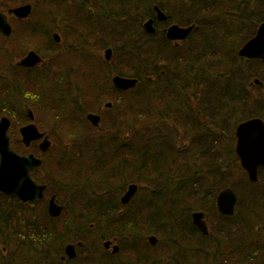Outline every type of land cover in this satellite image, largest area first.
Segmentation results:
<instances>
[{"label": "trees", "instance_id": "1", "mask_svg": "<svg viewBox=\"0 0 264 264\" xmlns=\"http://www.w3.org/2000/svg\"><path fill=\"white\" fill-rule=\"evenodd\" d=\"M71 1L79 6L92 0H42L48 7L44 14L51 18L56 6L60 19L69 21L75 12L68 7ZM89 5L100 11L90 17V41L79 39L75 46L80 53L60 59L55 97L30 91L43 104H53L57 116L23 101L28 94L20 90L17 97L0 88V110L15 109L23 117L24 109L31 108L42 118L38 126L51 135L52 150L44 156L41 179L49 190L56 188L64 207L57 220L58 250L78 242L91 250L97 234L102 241L117 236L125 243L132 238L131 226L145 217L159 218L158 228L166 232L178 216L186 219L202 210L210 226L213 222L212 237L216 242L224 239V247H217L224 256L215 264H262L264 242L258 241L264 230L256 225L264 221V192L259 189L263 176L257 183L248 181L234 154V134L242 121L264 120V88L253 84L257 79L264 85V62L238 55L264 23V0H96ZM153 6L165 12L167 24L195 26L180 47L167 41L162 26L154 35L143 30L145 20L155 15ZM107 49L112 51L109 62L99 55ZM113 75L137 84L116 93ZM103 104L111 107L103 109ZM93 112L101 115L97 128L85 118ZM130 184L140 186L141 199L122 206L120 195ZM239 185L253 194L251 205L242 202ZM227 187L239 198L233 217L219 215L216 208L217 195ZM40 209L39 248L33 246L36 257L27 248L25 256L32 261L25 264H44L43 247L50 243L51 222ZM31 216L0 194V264H10L2 250L9 244L10 230ZM121 248L120 264L143 263L140 256L129 260L130 245ZM123 253L129 255L126 261L121 260Z\"/></svg>", "mask_w": 264, "mask_h": 264}, {"label": "flooded vegetation", "instance_id": "2", "mask_svg": "<svg viewBox=\"0 0 264 264\" xmlns=\"http://www.w3.org/2000/svg\"><path fill=\"white\" fill-rule=\"evenodd\" d=\"M86 1L87 0H85V2ZM90 2L93 3L96 2V0L88 1L87 5L79 4V6H72L73 4L71 1L68 4V7L71 9H75L72 10L73 12H75L69 18V21H65L66 19H60L61 17H59L58 7L56 6H53V8H51V18L46 16L44 14L46 8L44 7L42 0H0V14L6 17V20L11 28V34L8 38L0 34V88H6L5 90L8 91L9 96L17 97L18 95L15 92H18L20 90L24 95L28 94L26 96L27 99L23 101L29 103L34 102L32 103V107L41 106L43 109V111L41 110L42 114H47L48 110L51 109L53 117L54 115L57 116L55 110L56 107H53V104H51L50 102L47 104H43V102L38 101V98L33 96L30 91L39 89L43 92H46V94L50 95L51 97H55L53 93H55L54 90L57 88L58 80L56 79V76L60 59L62 57H69L70 59H72L71 54L80 53V48H76L75 46V42L79 39L84 38L87 42L90 41V17L100 13V11L90 8ZM27 6H30V12L26 18H20L13 13V10ZM154 7L158 6H153L155 15L147 18L145 22L149 19H153V27L155 29L154 34H157L158 28L162 26L164 28L161 29V32L165 36V30L169 26L178 24H167L166 20L160 22L157 19V14ZM92 26L97 27L93 23ZM192 26L194 30L195 26ZM167 41L170 42L175 48L180 47L184 42L182 41L176 43L169 40ZM16 43L17 45H20V48L14 47ZM29 53H34L37 58H39V62L33 67L19 66L21 61L24 60ZM114 76L118 75H113L112 78ZM112 78L111 85L113 87V90L116 93L126 92L115 89L112 84ZM105 107L106 108L103 109L110 108L111 105ZM29 112L32 114L33 120L30 119ZM15 113V109L13 111L6 108L1 109L0 120L2 118H6L10 122L8 135L10 137V145L12 149L21 156L25 157L32 155L41 161V165L31 172L30 177L36 185L43 186L44 191L41 199H34L33 201L29 202H21L15 197L5 196L0 193L5 196L6 199L18 203L22 208V212H32V216L26 218L28 222H24V220H22L20 226L15 225V228L10 230L11 239L9 240V244L7 247H4L2 249L3 252L6 251L8 254V263L25 264L26 261H32L31 258L25 256V254H27V248L30 249L29 255L36 257L32 249H34L33 246L39 248L38 234L42 232V227L40 226L41 224L43 225V217L40 214V212H42V209H40V207L43 206L44 215L48 217L51 222L50 243H48V245L46 243L43 247L46 250L44 264H120V262L116 260L121 253V246L123 247L124 243L122 242V239L118 238L117 236H115L114 238L105 239L103 241L102 239H97L96 243L92 241L94 246L91 250H88L87 248L83 249V244L81 242H78L76 244L69 243L63 246L62 250H58L59 246L56 238L58 229L57 220L62 216L64 207L58 201L56 188L54 189L53 187H50L49 190L47 182H44L41 179V177L44 176V173H42L44 156L52 150L51 135L49 134V131H45L38 126L37 123H41L42 118L39 117V115H37L31 108L24 109L23 117L21 115L16 116ZM16 114L18 115V113ZM89 114L96 115L101 120V115L98 112L86 114V120ZM29 124H34L38 131L44 134L45 137H47V141L50 143V145L45 152L40 148V145L43 142L44 138L32 141L29 146H25L23 144L22 137L20 135V129L28 126ZM53 154L54 152H52V155ZM55 168L56 166H54V169ZM261 176H263L262 178L264 179L263 170L258 171V178ZM130 185H136V192L134 193V196L130 199V201L124 205L121 202V198L127 192ZM130 185L120 195V203L122 206H128L139 193V185ZM236 197L237 203L234 208V213L230 217H233L236 214V207L239 203L237 194ZM51 202H53V204L57 207L61 208V212L57 217H53L49 213V205ZM137 208L135 209L137 210ZM201 213H203L205 217V213ZM193 214L194 213H191V215L186 219L178 216V221H173L171 225L172 228L168 229V231L166 232H164L163 228H158L160 224L157 223V221L160 219L157 217H153L151 218V220L149 219V217H145V222H137L135 226H131L130 233L132 235V238L130 239L129 245L132 249V257L135 260H138L139 256L144 259V261H142L143 263H140L139 260L137 264H201L198 262L197 256H193L190 251L174 245L176 241H186L192 234L199 235L202 238H205V240H211V230L209 228V225L208 233L204 236L202 232L197 228V226L194 225L192 218ZM219 215L224 216L220 213ZM205 221L208 224L206 217ZM167 223L168 222L163 223V226L167 225ZM63 226L64 225H62L61 227ZM26 235L29 236L28 239L26 238ZM31 237L33 239L29 240ZM151 239L154 240V243H152ZM30 243H32L33 245H30ZM69 246H72L74 248V254L72 258H70L66 254V248ZM115 247L117 248V251L113 252ZM41 252L42 251L40 250V255ZM259 253L261 254V256H259V263L262 262V264H264V250L263 252L262 250L259 251ZM209 256H211V259L214 260L213 263L215 264L218 257H223L224 254L222 252H219V250L216 248L210 250ZM39 261L37 262L39 263Z\"/></svg>", "mask_w": 264, "mask_h": 264}, {"label": "water", "instance_id": "3", "mask_svg": "<svg viewBox=\"0 0 264 264\" xmlns=\"http://www.w3.org/2000/svg\"><path fill=\"white\" fill-rule=\"evenodd\" d=\"M157 19L161 21L166 20V15L154 7ZM30 6L18 8L13 10V13L20 18H26L29 15ZM143 30L153 35L155 29L153 27V19L147 20L143 24ZM193 30V26L180 27L178 25H171L165 30L166 39L173 42L185 41ZM0 34L9 37L11 28L6 20V17L0 14ZM239 57L246 60H260L264 62V23H261L253 38L247 41L238 51ZM112 57L110 49L105 50L104 59L109 62ZM39 62V58L34 53H29L27 57L21 61V67H33ZM112 84L115 89L121 91H129L133 89L137 80L125 78L121 76H114ZM254 85L264 88L263 83L259 80L253 81ZM107 106H110L108 104ZM30 119L33 120L32 114L29 112ZM88 122L93 127H98L100 118L96 115L89 114L87 116ZM10 122L6 118L0 120V193L5 196H12L21 202H29L34 199H41L43 196L44 187L38 186L31 179V172L41 165V161L32 155L21 156L17 154L10 145V137L8 135ZM22 142L25 146H29L32 141L44 138L40 145L42 151H46L50 145L47 137L40 133L34 124H29L20 129ZM235 155L240 163L241 168L247 175L251 183L258 181V171H264V120L261 118H250L242 121L235 128ZM136 192V185H130L127 192L121 198L122 204H127ZM237 203V197L234 191L230 188L222 190L216 200L217 210L224 216H232L234 208ZM61 212V208L53 204L49 205V213L53 217H57ZM194 225L207 235L208 231L203 219V213H194L192 215ZM154 243V240H152ZM107 246V243H106ZM114 248L113 252H116ZM74 248L69 246L66 248V254L72 258Z\"/></svg>", "mask_w": 264, "mask_h": 264}, {"label": "bare ground", "instance_id": "4", "mask_svg": "<svg viewBox=\"0 0 264 264\" xmlns=\"http://www.w3.org/2000/svg\"><path fill=\"white\" fill-rule=\"evenodd\" d=\"M227 188H230L231 187H227ZM226 189V188H224ZM223 189V190H224ZM233 190V189H232ZM222 191V190H221ZM220 191V192H221ZM219 192V193H220ZM218 196V195H217ZM217 200V199H216ZM203 212L202 210H196V211H193L192 213H201ZM202 221H204V223L206 224V228H207V231H208V224L206 223L205 221V217H204V214H203V219ZM210 228V227H209ZM205 236V235H204ZM216 242H213L211 240H205L203 239L201 236L199 235H196V234H192L189 239H187L186 241H183V240H179V241H176L174 243V245H177L178 247H181L183 249H186L188 251H190L193 256H197V260L199 263L201 264H214V260H209L207 261V258L209 257V252L210 250H212L213 248H217V247H220L222 246V242L221 243H218V244H214ZM230 246V244L228 245ZM250 248V247H249ZM254 247H251L250 249H253ZM258 249V248H256ZM194 257V258H195ZM232 262L234 263H238V260H231Z\"/></svg>", "mask_w": 264, "mask_h": 264}, {"label": "rangeland", "instance_id": "5", "mask_svg": "<svg viewBox=\"0 0 264 264\" xmlns=\"http://www.w3.org/2000/svg\"><path fill=\"white\" fill-rule=\"evenodd\" d=\"M48 5V4H47ZM47 9H48V7L47 6H45ZM14 47L15 48H20V45H17V43L14 45ZM99 55L102 57V58H104V52H100L99 53ZM68 70L66 69L65 70V72L64 73H66ZM78 77H80V74L78 73V74H76ZM75 78V77H74ZM106 106V104H103L101 107L102 108H106L105 107ZM50 126V125H49ZM49 126H46V127H44V129H49ZM45 131H48V130H45ZM104 131V130H103ZM100 134V133H99ZM56 136V134H54V139H56V140H58V138L59 137H57ZM67 149V148H66ZM64 150V149H63ZM93 179H95V178H93ZM92 179V180H93ZM234 180V179H233ZM262 180V182L264 181V179L262 178L261 179ZM261 182V184H263ZM260 184V185H261ZM93 187L92 186H90L89 188H88V190L89 191H91V192H93L92 189ZM259 189L261 190V192H264V184L263 185H261V187H259ZM236 191L238 192V195H239V197L241 198V200H242V202L244 201L245 203H246V205L247 206H249V205H251L252 204V202L254 201V197L252 196L253 194L252 193H250L249 192V190L246 188V187H244L243 185H239V186H237L236 187ZM141 194L143 193V192H140ZM141 194H139L138 193V195L136 196V198L134 199L135 200V202H134V204H136L138 201H140V199L141 198H139V196L141 195ZM257 194L258 195H260L258 192H257ZM255 195V194H254ZM208 222V221H207ZM210 223H211V226H210V224L208 223V225L210 226V228H212V221L210 220ZM256 229H258L259 230V227H260V229L261 230H264V221L261 223V226H259V225H256ZM255 229V230H256ZM211 232V241H213V242H216V238L215 237H212V231H210ZM259 236H261L260 237V241H258V242H260V243H263L264 242V234L263 233H260V235ZM259 236H258V238H259ZM100 237H102V236H100V234H97V236H95L94 238H93V241H94V243H96V241H97V239L98 238H100ZM257 238V239H258ZM222 241H224V239H221L220 240V242H218V243H221ZM217 242L216 243H214V244H218ZM130 244V239H127L126 241H125V243H124V245H123V247H125V246H128ZM225 245V244H224ZM224 245H222V246H220V247H224ZM243 245H246V247H244L245 249L247 248V244H243ZM214 249V248H213ZM126 256H129L128 254H126V253H123L122 255H121V260L122 261H126L125 260V258H126ZM129 259V258H128ZM132 259V255H131V257H130V259L129 260H131ZM192 259H194V258H192ZM209 260H213V259H211V256H209L208 258H207V261H209Z\"/></svg>", "mask_w": 264, "mask_h": 264}]
</instances>
